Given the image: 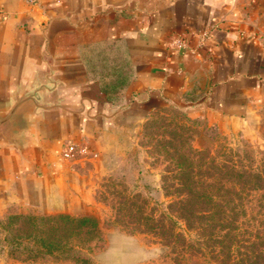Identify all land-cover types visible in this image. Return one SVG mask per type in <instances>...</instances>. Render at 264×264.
Instances as JSON below:
<instances>
[{
  "label": "crops",
  "instance_id": "0c3cea01",
  "mask_svg": "<svg viewBox=\"0 0 264 264\" xmlns=\"http://www.w3.org/2000/svg\"><path fill=\"white\" fill-rule=\"evenodd\" d=\"M105 45L127 72H96ZM168 104L223 129L264 110V0H0V204L78 213L89 171L63 144L107 157Z\"/></svg>",
  "mask_w": 264,
  "mask_h": 264
},
{
  "label": "rangeland",
  "instance_id": "374dc122",
  "mask_svg": "<svg viewBox=\"0 0 264 264\" xmlns=\"http://www.w3.org/2000/svg\"><path fill=\"white\" fill-rule=\"evenodd\" d=\"M113 51L108 45L94 50L100 60L108 58L101 63L105 68L96 72L112 67L119 74L127 72L123 57H112ZM127 118L107 157L89 153L72 160L89 171L78 213H42L19 202L0 204V264L226 261L220 245L213 249L208 232L187 226L179 215L174 192L179 182L174 174L190 167L206 172L213 158L219 163L232 158L242 168L262 167L264 110L249 125L232 129L219 127L203 111L179 104L144 114L131 112ZM80 218L89 221L70 220ZM244 219L264 225L255 200ZM50 243L55 246L48 247Z\"/></svg>",
  "mask_w": 264,
  "mask_h": 264
},
{
  "label": "trees",
  "instance_id": "16d2710c",
  "mask_svg": "<svg viewBox=\"0 0 264 264\" xmlns=\"http://www.w3.org/2000/svg\"><path fill=\"white\" fill-rule=\"evenodd\" d=\"M113 83L107 88L116 90L118 84ZM188 159L194 166V160ZM209 166L206 172L190 167L174 174L179 182L174 191L179 215L187 226L208 232L213 249L216 244L222 247L226 261L221 264H264V225L258 227L244 219L253 200L264 215V163L257 169L242 168L232 158L220 163L213 158ZM53 246L54 243L48 245Z\"/></svg>",
  "mask_w": 264,
  "mask_h": 264
},
{
  "label": "built area",
  "instance_id": "2783aa9c",
  "mask_svg": "<svg viewBox=\"0 0 264 264\" xmlns=\"http://www.w3.org/2000/svg\"><path fill=\"white\" fill-rule=\"evenodd\" d=\"M89 153L91 152L87 145L74 141H68L63 144L60 155L62 159L72 161L79 159L82 156H86Z\"/></svg>",
  "mask_w": 264,
  "mask_h": 264
}]
</instances>
